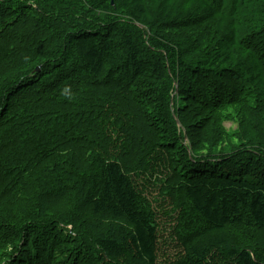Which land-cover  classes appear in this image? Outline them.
I'll return each mask as SVG.
<instances>
[{
	"label": "trees",
	"instance_id": "16d2710c",
	"mask_svg": "<svg viewBox=\"0 0 264 264\" xmlns=\"http://www.w3.org/2000/svg\"><path fill=\"white\" fill-rule=\"evenodd\" d=\"M7 262L264 264V0H0Z\"/></svg>",
	"mask_w": 264,
	"mask_h": 264
},
{
	"label": "rangeland",
	"instance_id": "374dc122",
	"mask_svg": "<svg viewBox=\"0 0 264 264\" xmlns=\"http://www.w3.org/2000/svg\"><path fill=\"white\" fill-rule=\"evenodd\" d=\"M227 128H231L232 127V123L227 122L226 123ZM162 230H161V235H162V239H161V244H163V240H165L167 243L165 245H163V248L167 254L168 257L173 258L176 254L175 252V242H172L169 238V229L167 226V219L165 217L162 218Z\"/></svg>",
	"mask_w": 264,
	"mask_h": 264
},
{
	"label": "bare ground",
	"instance_id": "6f19581e",
	"mask_svg": "<svg viewBox=\"0 0 264 264\" xmlns=\"http://www.w3.org/2000/svg\"><path fill=\"white\" fill-rule=\"evenodd\" d=\"M211 123H213V122H211ZM207 126H209V125H207ZM211 127V126H210ZM209 128V127H208ZM208 128H206V129H208ZM213 128H214V126H213ZM210 129V128H209ZM208 129V130H209ZM206 132H208V131H206ZM201 145V144H200ZM203 147V146H202ZM198 148V147H197ZM195 149V148H194ZM201 149V148H200ZM199 151V150H198Z\"/></svg>",
	"mask_w": 264,
	"mask_h": 264
}]
</instances>
